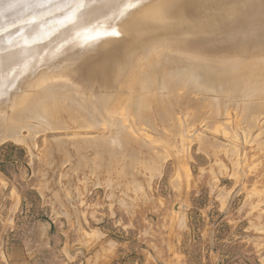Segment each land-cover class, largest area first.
<instances>
[{"label":"rangeland","instance_id":"obj_1","mask_svg":"<svg viewBox=\"0 0 264 264\" xmlns=\"http://www.w3.org/2000/svg\"><path fill=\"white\" fill-rule=\"evenodd\" d=\"M158 1L133 8L145 3L138 14L178 4L195 19L157 15L103 38L91 28L98 43L85 49V61L102 73L87 75L94 103L107 95L115 100L108 110L120 111L101 112L106 128L89 135L108 136V126L123 121L149 154L162 155L158 171L138 166L123 178L117 171L109 176L105 159L94 164L91 150L80 161L70 138L86 132L72 122L70 130L40 132L35 140L23 129L22 138L30 137L24 143L1 141L0 264H264V0ZM187 24L203 25L219 51L229 38L226 45L235 49L250 32L237 69L222 71L206 57L196 59L197 73L182 69L191 55L166 40L164 26ZM116 47L121 52L110 54ZM117 65L124 68L119 82ZM143 72L152 75L149 87L159 99L148 123L138 117ZM162 101L166 118L156 108ZM62 117L68 121L67 113ZM59 138L64 149L45 144Z\"/></svg>","mask_w":264,"mask_h":264},{"label":"bare ground","instance_id":"obj_2","mask_svg":"<svg viewBox=\"0 0 264 264\" xmlns=\"http://www.w3.org/2000/svg\"><path fill=\"white\" fill-rule=\"evenodd\" d=\"M141 1L143 0H0V142L12 139L16 140L15 142L24 143L27 138L30 140V137L35 140L40 132L56 131L58 133L60 130H70L71 126H69V123L72 122L71 125L75 124L77 132L79 130L86 132L84 136L77 135L74 138H70V143L73 144L80 161L86 160V156L82 152L91 150L95 154L94 157L96 156V163L93 161L94 164L101 166L105 159V163L107 162L106 172L109 173V176L114 171H117L116 176H122L123 178V175L126 176L129 172L136 170L138 166H144L150 172L158 171L162 155L158 154L155 149L153 150L155 155L149 154V151H151L150 147L144 143L137 142L131 131L132 129L125 126L123 121H115L116 124L112 127L108 126L107 129L110 131L108 136L97 135L100 132L96 134L97 136L89 135L93 130L104 126L103 122L105 120H101V112L109 111L114 116L120 114L118 110H108L114 104V98L106 95L104 97L105 100H102L103 102L99 100V104L97 102L95 104V97L87 87L88 74L92 78L99 77V79L102 74L98 67H94V64L85 61L87 51H94V47L98 43L96 34L98 36L101 35L100 37L103 38L107 35L113 36L117 33H127L128 28L135 23L145 26L147 22L151 21V17L155 18L157 15L165 16L167 13L168 16L170 14L168 19H174L179 13L181 15V12L191 17V11H186V13L184 12L185 10H182L183 8L180 10L178 4L171 5L168 8L170 5L165 2L157 4L152 11H140L136 14L137 9L141 10L145 3L139 8L136 7L137 9L133 7L137 6ZM186 1L181 5L184 6ZM208 1L215 3L212 0ZM177 2L179 3L180 1ZM115 6L123 9L115 10L110 14V10ZM202 13L200 12L199 14ZM201 17L203 18L202 15ZM191 18L193 19V17ZM198 18L200 19V17ZM195 21L192 23H198L197 19ZM199 24L175 25L176 27L170 25V27H165L168 25L167 23L164 26V34H167V38L166 35H163L166 40L182 48L183 51L181 53L188 51L186 54L191 55L189 60L187 59L181 65L182 69L192 71L193 74L197 73L196 68H194V66H198L196 59L205 57L214 61V64H217V69L222 71L232 72L237 69L235 58L244 55L248 44L252 41V34L247 31L248 36L245 35L246 37L244 36L243 41L239 40L236 42L238 45L235 46L231 43V45L235 46V49L229 44L233 38H229V40L228 36H226L229 40L230 52L227 51L228 44L226 45V43L228 40H225V46L223 45V47L227 48L226 51L223 50V47L219 51L220 49L218 50L217 48L221 46L216 47L214 36L207 35L205 37V33L208 34L209 32L207 33L206 31L208 30L205 31L203 25L200 26ZM239 27L244 28V26ZM91 28L99 29V31L91 36ZM244 33L246 34V31ZM163 35L161 37H164ZM82 45L87 47L82 48ZM231 48L233 49V54L231 53ZM117 49L118 47L111 50L110 52L113 53L110 54L116 55V53H120L121 50ZM168 49L169 47L166 50L168 51ZM123 71L124 68L119 65H117V70H113L116 73L118 82L123 80H121ZM133 71L135 73L137 70ZM131 79L133 80V78ZM151 79L152 75L146 72H143L140 79V93L142 94L143 104L140 105L138 117L145 123L151 120L149 116L152 107L151 103L156 105L159 100L156 96V91L158 92V90H152L149 87ZM67 80H70L72 87H70ZM130 102L133 103L131 100ZM263 103L260 104V107H263ZM157 105V111H161V116L166 118V115L170 113L168 104L162 101L157 103ZM63 113H67L68 121L62 117ZM253 119L255 118L253 117ZM104 128L106 127L104 126ZM23 129L29 130L30 137L22 138ZM51 136L54 137L57 134L53 133ZM65 142V140L59 138L47 141L45 144L49 143L50 147L54 146L64 149ZM136 143L140 149H136ZM141 149H145L147 152H143ZM131 177L133 179L131 183L136 187L135 177L133 175Z\"/></svg>","mask_w":264,"mask_h":264}]
</instances>
